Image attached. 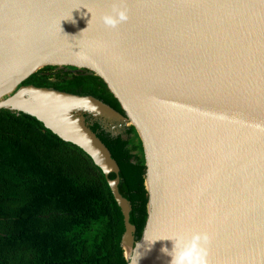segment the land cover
I'll return each instance as SVG.
<instances>
[{"label":"water","instance_id":"1","mask_svg":"<svg viewBox=\"0 0 264 264\" xmlns=\"http://www.w3.org/2000/svg\"><path fill=\"white\" fill-rule=\"evenodd\" d=\"M113 5L129 19L109 28L101 17ZM48 65L98 75L124 114L93 96L18 87ZM0 109L34 116L116 174L107 182L127 264H169L162 239L192 231L211 237L208 264H264V0H0ZM84 114L132 124L141 139L138 241L119 167Z\"/></svg>","mask_w":264,"mask_h":264},{"label":"trees","instance_id":"2","mask_svg":"<svg viewBox=\"0 0 264 264\" xmlns=\"http://www.w3.org/2000/svg\"><path fill=\"white\" fill-rule=\"evenodd\" d=\"M21 85L93 96L124 114L87 69L48 65ZM84 117L119 167L118 190L130 203L138 241L147 218L141 139L132 124ZM115 177L34 116L0 109V264H127L123 215L107 182Z\"/></svg>","mask_w":264,"mask_h":264},{"label":"clouds","instance_id":"3","mask_svg":"<svg viewBox=\"0 0 264 264\" xmlns=\"http://www.w3.org/2000/svg\"><path fill=\"white\" fill-rule=\"evenodd\" d=\"M129 19L128 9L125 6L113 5L111 13L102 15L101 20L106 27L116 28ZM210 235L206 231H192L189 234L176 233L172 237L162 240L172 242V247H162L161 252L170 257L169 264H208V244ZM140 247L138 243L136 250ZM139 254L137 253V259Z\"/></svg>","mask_w":264,"mask_h":264},{"label":"bare ground","instance_id":"4","mask_svg":"<svg viewBox=\"0 0 264 264\" xmlns=\"http://www.w3.org/2000/svg\"><path fill=\"white\" fill-rule=\"evenodd\" d=\"M128 252H129V250H128ZM128 252H127V253H128ZM127 253H126V254H127Z\"/></svg>","mask_w":264,"mask_h":264}]
</instances>
